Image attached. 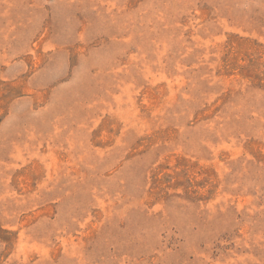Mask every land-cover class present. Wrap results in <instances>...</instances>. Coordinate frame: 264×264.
I'll return each instance as SVG.
<instances>
[{
	"label": "rangeland",
	"instance_id": "374dc122",
	"mask_svg": "<svg viewBox=\"0 0 264 264\" xmlns=\"http://www.w3.org/2000/svg\"><path fill=\"white\" fill-rule=\"evenodd\" d=\"M0 264H264V0H0Z\"/></svg>",
	"mask_w": 264,
	"mask_h": 264
}]
</instances>
